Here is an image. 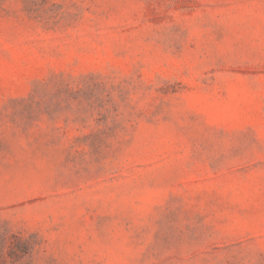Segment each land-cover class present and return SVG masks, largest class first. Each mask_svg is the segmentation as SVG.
Segmentation results:
<instances>
[{"label":"rangeland","instance_id":"rangeland-1","mask_svg":"<svg viewBox=\"0 0 264 264\" xmlns=\"http://www.w3.org/2000/svg\"><path fill=\"white\" fill-rule=\"evenodd\" d=\"M0 264H264V0H0Z\"/></svg>","mask_w":264,"mask_h":264}]
</instances>
